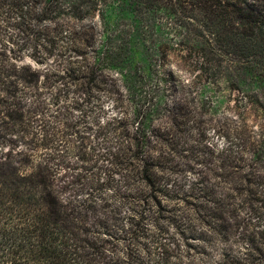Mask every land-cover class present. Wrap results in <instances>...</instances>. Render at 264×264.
Returning <instances> with one entry per match:
<instances>
[{
  "label": "trees",
  "instance_id": "1",
  "mask_svg": "<svg viewBox=\"0 0 264 264\" xmlns=\"http://www.w3.org/2000/svg\"><path fill=\"white\" fill-rule=\"evenodd\" d=\"M112 5L179 21L195 81L264 77V0H0V264H264L263 136L157 103L140 64L121 86L132 31L105 23ZM69 96L113 103L99 128L119 179L103 189L111 209L102 190L55 184L68 127L49 109ZM171 228L185 251L164 247Z\"/></svg>",
  "mask_w": 264,
  "mask_h": 264
},
{
  "label": "rangeland",
  "instance_id": "2",
  "mask_svg": "<svg viewBox=\"0 0 264 264\" xmlns=\"http://www.w3.org/2000/svg\"><path fill=\"white\" fill-rule=\"evenodd\" d=\"M104 16L108 26L121 25L125 33L132 31L130 38L124 39L132 60L125 62L117 71L122 74V78H118L121 86L133 83L132 65L140 64L142 71L148 72L157 103L170 104L172 100L185 99L197 121L216 122L227 132L245 121L264 139L263 76L255 72H239L236 76L223 74L213 84L195 81L191 62L179 52V48H185L182 44L184 29L175 25L179 23L175 18L167 20L163 13H157L143 20L119 5L106 8ZM48 97L46 95L45 98ZM71 98L61 99L49 109L63 114L68 127L67 131L64 129L67 134L65 148L54 152L51 159L56 173L55 184L66 187L79 197L98 195L101 193L99 190L114 187L119 181L110 156L113 151L99 130L108 117L114 115L113 103L103 97L100 105L91 102L75 108ZM207 129L209 139L217 144L223 143L222 138H217L211 129ZM186 177L189 181L193 179L192 175ZM102 193L110 200L111 209L114 206L112 189ZM177 232L171 228L163 236L164 247H169L168 251L174 247H179L180 252L185 251L184 247L190 245V242L183 244V236Z\"/></svg>",
  "mask_w": 264,
  "mask_h": 264
}]
</instances>
